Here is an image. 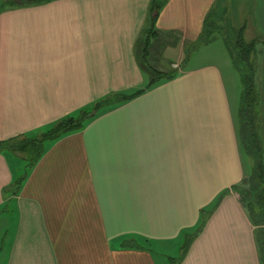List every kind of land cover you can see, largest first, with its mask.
Segmentation results:
<instances>
[{"label":"crops","instance_id":"crops-1","mask_svg":"<svg viewBox=\"0 0 264 264\" xmlns=\"http://www.w3.org/2000/svg\"><path fill=\"white\" fill-rule=\"evenodd\" d=\"M4 1L0 264H166L153 248L184 243L201 217L178 264H260L241 193L249 174L238 81L225 48L200 47L174 79L45 141L40 160L23 174L25 160L11 142L36 139L110 95L145 88L136 46L151 0ZM214 2L169 0L161 10L155 28L178 34V60ZM235 3L244 40L260 41L252 60L264 156V0Z\"/></svg>","mask_w":264,"mask_h":264},{"label":"trees","instance_id":"trees-1","mask_svg":"<svg viewBox=\"0 0 264 264\" xmlns=\"http://www.w3.org/2000/svg\"><path fill=\"white\" fill-rule=\"evenodd\" d=\"M17 0H5L2 6L22 7L25 5H40L50 3L54 0H20L21 5L16 4ZM169 0H151L148 10L147 27L143 29L141 37L137 42L136 56L142 47V59L137 61L148 77V83L145 88L137 90L130 94H113L96 102L91 112H81L76 118H67L55 123L47 132L36 139H23L9 144V148L14 152L21 154L22 158L30 161L29 167L37 164L43 154V144L48 140H57L60 137L79 130L83 123L92 118L101 108L114 106L125 101L134 99L150 90L157 84L172 80L176 77L178 71H169L167 73L152 69L148 62L143 59L148 54V47L152 39L159 37V32L155 25L161 10ZM232 4V0H228ZM230 3L225 0H215L214 4L205 16L201 32L198 38L191 43L184 45V58L180 65L188 61L192 53L200 47L207 45L212 41V32H221L223 42L229 51L233 68L237 71L242 92L239 100L238 125L239 141L244 154L253 160V170L242 185L241 193L244 194V206L251 224L255 229V241L259 252L260 264H264V156L262 144L257 132V109L259 103V93L255 82L256 67L252 60L257 42H246L243 37L244 26L234 29L230 23L226 22ZM224 5L221 13H218L219 5ZM225 4H227L225 6ZM225 22L226 25H222ZM233 34V35H232ZM264 43V42H263ZM182 67V66H181ZM246 194V195H245ZM199 221L196 230L186 235L181 257L179 262L185 257L193 239L199 233L204 225V217Z\"/></svg>","mask_w":264,"mask_h":264},{"label":"rangeland","instance_id":"rangeland-1","mask_svg":"<svg viewBox=\"0 0 264 264\" xmlns=\"http://www.w3.org/2000/svg\"><path fill=\"white\" fill-rule=\"evenodd\" d=\"M225 2L230 3L228 0H225ZM234 2H236L235 4L240 5L242 0H234ZM234 2L232 0V4L230 3L231 5L229 7V10H228V13H227L225 19H226L227 23L228 22L230 23V26H233L234 29H237L240 27L239 17L241 16V14L238 13L239 16L237 14H236V16L233 15V4H234ZM243 3H244V0H243ZM226 5L227 4H225V6ZM223 8H224L223 4L221 6L219 5V9H218L219 14L221 13V10ZM237 10L240 12V9H237ZM222 25L224 26V25H226V23L222 22ZM212 33H213L212 34V41L208 44H213L212 46H215V48H217V46L225 48L227 55L229 56V59H230V54H229V51L227 50V48L223 42L221 32L213 31ZM159 34L160 35L157 39L151 40V44L148 47V54L146 57L144 56L143 59H145L148 62V65L152 69L159 70V71L164 72V73H167L169 71H179L181 66H182V68L185 67L188 61H185L182 65H180L182 61L177 59V57H178L177 50L178 49H176L175 51H172L173 45H175L177 43L176 41H178L180 39L178 34H176V33L175 34H173V33H161V32H159ZM219 34H221V35H219ZM258 43H260V41L259 42L257 41V44ZM257 44L255 47V52H256V50H259ZM212 46H211V48H212ZM140 48L141 49L139 50V52L137 54L139 60L142 59V56L144 55L142 47H140ZM255 52H254L253 56L255 55ZM171 61L172 62L174 61L173 63L176 62L174 64V66H172V67H171ZM231 65H232V63H231ZM234 74H235L236 79L238 81V100L237 101L239 102V98H240V95L242 92V86H241L239 75L235 69H234ZM237 106H238V104L235 106L236 109H237ZM257 112H258V109H257ZM43 146H44V144H43ZM29 163H30V161L28 159H25V162L22 165L21 173L25 172L26 170H28L30 168ZM253 167H254L253 160L251 158L245 156L244 157V168H245L247 175L251 174ZM184 240H185V237L183 238V241ZM183 241H181V242H183ZM183 244L184 243H180V244L176 243L175 245H169L167 247L153 248V252L155 254L157 261L166 262V264H178L180 257H181V249L183 248Z\"/></svg>","mask_w":264,"mask_h":264},{"label":"water","instance_id":"water-1","mask_svg":"<svg viewBox=\"0 0 264 264\" xmlns=\"http://www.w3.org/2000/svg\"><path fill=\"white\" fill-rule=\"evenodd\" d=\"M15 3L18 4V5L22 4V2L20 0H17Z\"/></svg>","mask_w":264,"mask_h":264}]
</instances>
